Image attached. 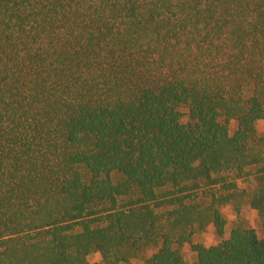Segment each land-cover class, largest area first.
Wrapping results in <instances>:
<instances>
[{"label":"trees","instance_id":"16d2710c","mask_svg":"<svg viewBox=\"0 0 264 264\" xmlns=\"http://www.w3.org/2000/svg\"><path fill=\"white\" fill-rule=\"evenodd\" d=\"M261 119L264 0H0V264H264Z\"/></svg>","mask_w":264,"mask_h":264},{"label":"rangeland","instance_id":"374dc122","mask_svg":"<svg viewBox=\"0 0 264 264\" xmlns=\"http://www.w3.org/2000/svg\"><path fill=\"white\" fill-rule=\"evenodd\" d=\"M257 130L260 134H264V119L258 120L256 123ZM222 212L227 220L226 228L229 229L232 227L233 223L236 221V215L234 210L230 206L222 208ZM241 220L250 227L256 229V231L261 234V220L257 212L251 209L249 206H244L241 210ZM228 231V230H227ZM217 239L215 234V227L213 224H210L204 232L198 233L195 238V243H203L208 246ZM185 262L186 264H193L195 260V252L191 249L190 246H186L183 249ZM90 261L96 262L101 260L99 253H92L89 256ZM133 264V263H132Z\"/></svg>","mask_w":264,"mask_h":264}]
</instances>
